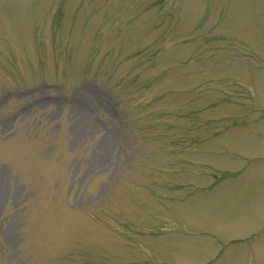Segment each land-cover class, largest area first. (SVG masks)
<instances>
[{
  "label": "rangeland",
  "instance_id": "obj_1",
  "mask_svg": "<svg viewBox=\"0 0 264 264\" xmlns=\"http://www.w3.org/2000/svg\"><path fill=\"white\" fill-rule=\"evenodd\" d=\"M0 264H264V0H0Z\"/></svg>",
  "mask_w": 264,
  "mask_h": 264
}]
</instances>
